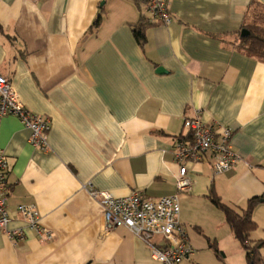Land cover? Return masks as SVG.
Masks as SVG:
<instances>
[{
  "label": "crops",
  "instance_id": "crops-1",
  "mask_svg": "<svg viewBox=\"0 0 264 264\" xmlns=\"http://www.w3.org/2000/svg\"><path fill=\"white\" fill-rule=\"evenodd\" d=\"M262 1L170 0L171 23L149 24L141 44L144 0H0V70L25 107L50 122L46 153L17 117L0 122L10 229L25 230L20 241L0 231V264H160L129 229L106 231L90 191L176 194L173 150L187 119L231 130L241 160L224 174L209 157L187 165L181 223L190 225L197 206L216 208L212 188L236 210L264 199V62L234 45ZM261 200L253 243L264 240ZM20 205L36 207L51 238L26 226ZM214 225L226 228L225 216Z\"/></svg>",
  "mask_w": 264,
  "mask_h": 264
},
{
  "label": "built area",
  "instance_id": "built-area-1",
  "mask_svg": "<svg viewBox=\"0 0 264 264\" xmlns=\"http://www.w3.org/2000/svg\"><path fill=\"white\" fill-rule=\"evenodd\" d=\"M148 12V24L168 25L172 21L170 0H144ZM14 115L30 131V144L36 150L48 152V119L29 111L22 103L13 84L0 70V122ZM186 137L177 141L173 154L179 166L176 194L159 199H147L135 192L128 197H115L109 192L91 190L90 195L103 209L105 229L108 232L121 227L129 229L145 243L152 259L160 264H186L192 261L195 250L190 243L188 230L181 223V197L191 192L192 182L188 177V164L201 163L206 157L216 174L234 169L241 160L231 145L233 132L205 124L200 118L187 119ZM10 194L9 164L4 149L0 148V231L10 239L25 238L24 229H10L12 217L8 208ZM19 215L29 229L39 234L50 233L41 226V216L33 205H20Z\"/></svg>",
  "mask_w": 264,
  "mask_h": 264
},
{
  "label": "trees",
  "instance_id": "trees-1",
  "mask_svg": "<svg viewBox=\"0 0 264 264\" xmlns=\"http://www.w3.org/2000/svg\"><path fill=\"white\" fill-rule=\"evenodd\" d=\"M251 10L252 20L248 21L247 15L246 21L241 31L238 33L234 45L245 54L264 62V4L254 2L249 12ZM99 24L100 21L96 23V27L99 26ZM148 25L149 24L146 22L135 29V36L141 44H144L146 41L145 29ZM243 30L248 31L247 36H242ZM181 138L182 137H180V139ZM207 197L217 209L223 212L227 225L246 252L247 263L264 264V256L260 253L261 248L264 246V240L257 243H253L250 240L251 233L257 227L253 219V212L261 199L258 197L252 198L248 201L246 209L236 210L223 203L213 188L210 190ZM212 247L216 250L215 245Z\"/></svg>",
  "mask_w": 264,
  "mask_h": 264
},
{
  "label": "rangeland",
  "instance_id": "rangeland-1",
  "mask_svg": "<svg viewBox=\"0 0 264 264\" xmlns=\"http://www.w3.org/2000/svg\"><path fill=\"white\" fill-rule=\"evenodd\" d=\"M251 13L252 10L248 14V21L252 20ZM209 208L211 211L197 206L187 213L191 217L187 230L195 253L192 261L186 264H248L246 252L233 237L228 226L216 229L214 225L218 222V216L221 220L224 219V214L216 208ZM214 245L218 252L212 247Z\"/></svg>",
  "mask_w": 264,
  "mask_h": 264
},
{
  "label": "water",
  "instance_id": "water-1",
  "mask_svg": "<svg viewBox=\"0 0 264 264\" xmlns=\"http://www.w3.org/2000/svg\"><path fill=\"white\" fill-rule=\"evenodd\" d=\"M247 35H248V31H247V30H243V31H242V36H247ZM158 72H159V73H164L165 71H164L163 68H159V69H158ZM261 201L263 202L264 199H262Z\"/></svg>",
  "mask_w": 264,
  "mask_h": 264
}]
</instances>
